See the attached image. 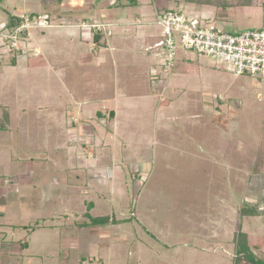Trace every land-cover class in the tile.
<instances>
[{
  "label": "rangeland",
  "instance_id": "rangeland-1",
  "mask_svg": "<svg viewBox=\"0 0 264 264\" xmlns=\"http://www.w3.org/2000/svg\"><path fill=\"white\" fill-rule=\"evenodd\" d=\"M262 2L0 0V237L28 242L0 264H232L233 223L264 222V79L215 67L175 33L188 69L174 73L155 12L233 33L260 27ZM29 13L25 35L5 40L9 17ZM88 204L107 222L92 224Z\"/></svg>",
  "mask_w": 264,
  "mask_h": 264
},
{
  "label": "built area",
  "instance_id": "built-area-1",
  "mask_svg": "<svg viewBox=\"0 0 264 264\" xmlns=\"http://www.w3.org/2000/svg\"><path fill=\"white\" fill-rule=\"evenodd\" d=\"M155 16L156 23L164 31L163 45L170 55L169 63L176 51L172 35L175 33L182 48L205 55L215 67H232L236 75L264 79V25L231 33L219 30L213 23H202L197 17H187L181 11H156ZM28 23L26 21L10 32L6 30L5 40L10 39L13 45L17 43ZM261 208L264 209V202Z\"/></svg>",
  "mask_w": 264,
  "mask_h": 264
},
{
  "label": "trees",
  "instance_id": "trees-1",
  "mask_svg": "<svg viewBox=\"0 0 264 264\" xmlns=\"http://www.w3.org/2000/svg\"><path fill=\"white\" fill-rule=\"evenodd\" d=\"M60 2V0H57ZM189 2H192L193 4H195V6H199V5H203V4H209L212 3L213 5H215V7L217 5H219V0H214L217 1V3L214 4V2H212V0H187ZM219 3V4H218ZM38 14L36 13H29L27 16H18V15H11L9 17V19L7 20L6 24H5V30H7L8 32L12 31L13 28L19 27L21 26L23 23H25L26 21L32 22L34 21L38 16ZM96 31V35L94 36V40L97 41L98 38L101 36L100 31L97 29ZM25 35V30H22L20 33V36H24ZM26 64L28 66H41L45 64V60H43L41 57L37 56V55H28L26 56ZM178 61V60H177ZM175 61L171 67L172 70L176 69V66L178 67V63ZM177 63V64H176ZM184 63V62H183ZM11 65H15L16 62L14 61L13 58H11ZM9 110L7 109V107H2V109L0 108V129L4 130V129H8L9 128ZM262 132H261V136L258 142V163L255 166V169L258 173H260L259 176L264 178V120L262 121ZM261 205H257V208H259V211L256 210L257 214H264V209H260ZM93 207L92 204H88L87 206V210H86V215H88V217L90 218V221L92 224L97 225L100 223H105L107 222L108 216H99V217H92L89 213L90 209ZM116 222L115 219H112V223ZM35 227V226H34ZM33 228V227H32ZM34 229V228H33ZM32 229V230H33ZM250 237L246 234L243 233L239 230V226L237 228V230L234 232V242L236 244V254H235V263H241V264H264V261L256 258L248 249V244H249V239Z\"/></svg>",
  "mask_w": 264,
  "mask_h": 264
},
{
  "label": "crops",
  "instance_id": "crops-1",
  "mask_svg": "<svg viewBox=\"0 0 264 264\" xmlns=\"http://www.w3.org/2000/svg\"><path fill=\"white\" fill-rule=\"evenodd\" d=\"M86 0H60V6H63L64 8H70V9H73V10H77V9H79V8H81L80 6H78V5H80V4H83L84 2H85ZM135 1V0H134ZM262 0H236V3H238V4H245V5H243V6H246V7H253V5H255L257 2H261ZM68 3V4H67ZM71 3H76L75 4V6H72L71 5ZM67 4V5H66ZM262 4H264V2H262ZM227 6V5H226ZM241 6V5H240ZM214 7V6H213ZM216 7H218V6H216ZM228 7V6H227ZM264 7V6H263ZM178 12H180V11H178ZM230 12H232V11H230ZM264 20V10H263V14H262V18H261V21H260V27L259 28H261V26L263 27V21ZM83 23H87V24H89V21H86V19H83L82 21H81V25H80V27H83L84 28V26H83ZM89 25H91V24H89ZM101 28H102V26H98L97 28H94V30H95V32H98V31H96L97 29L100 31V34H101V36L99 37V38H102V33H101ZM83 31H85V29H83ZM86 32V31H85ZM85 34V33H84ZM88 34H90V33H88ZM97 46V48H98V45H96ZM45 56V55H44ZM44 56H42L44 59H46V57H44ZM175 55H173L172 57H171V60H172V63H169L168 62V65L170 66V68L172 67V65H173V63L175 62V61H177L176 59H175V57H174ZM41 57V58H42ZM169 58V57H168ZM170 59V58H169ZM46 61V60H45ZM177 62H179L178 64V67L177 68H179L180 69V71L181 72H183V73H185V72H187L186 70L188 69V68H185V65H184V63L181 61V60H178ZM174 73H176V72H178V70H172ZM179 71V72H180ZM236 102L234 101V104H235ZM261 132H262V128H260V133H259V136H258V140H257V142L259 141V139H260V136H261ZM0 192H2L1 190H0ZM4 201L2 200L1 201V205H6L7 203H3ZM258 211H259V208L257 209ZM257 214V213H256ZM231 215H232V217L234 216L233 215V213H231ZM261 215H264V214H257L256 216L258 217V218H261ZM247 221V220H246ZM251 221L252 220H250V222H247V226L248 225H250V223H251ZM234 222V221H233ZM254 223V225L256 224V222H253ZM5 224H7V225H11V226H13L14 224L13 223H10V222H7V223H5ZM238 226H239V230L241 231V232H243V233H246L250 238L249 239H251V240H249V244H248V249H249V251L254 255H257V256H255L256 258H258V259H260V260H262V261H264V256H262V254L261 253H263L264 252V222H262V221H259V222H257V229L259 230L258 232L259 233H249V232H245V231H243L242 230V227H243V224H242V221L240 220V221H235L234 223H233V225H232V227H233V231H232V234H231V236H232V238L231 239H229L228 240V242H231L232 243V245H233V248H234V255L232 256V259H231V262H232V264H236L235 263V254H236V250H237V248H236V244H235V242L233 241L234 240V232L237 230V228H238ZM19 227H24V226H19ZM1 231V230H0ZM33 231V230H32ZM0 239H1V243H2V240L5 242V239H3V237H0ZM74 244H75V242H73ZM77 243V242H76ZM28 248V242H27V240L24 238V239H21V242L19 243V244H16V243H13V242H10V243H8V242H5V243H2L1 244V246H0V251L1 252H4L5 253V256L6 257H8V255L7 254H13V255H16V256H19V255H23V250L24 249H27ZM252 250V251H251ZM256 251V252H255ZM258 253H260L261 255H259ZM72 256L73 257H75V252H74V249H73V251H72ZM237 264H241V263H237Z\"/></svg>",
  "mask_w": 264,
  "mask_h": 264
}]
</instances>
